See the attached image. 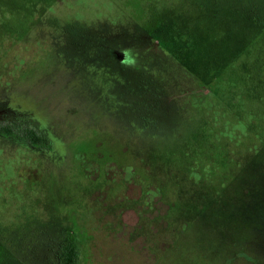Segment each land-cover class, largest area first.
Listing matches in <instances>:
<instances>
[{
    "label": "rangeland",
    "instance_id": "374dc122",
    "mask_svg": "<svg viewBox=\"0 0 264 264\" xmlns=\"http://www.w3.org/2000/svg\"><path fill=\"white\" fill-rule=\"evenodd\" d=\"M3 107L0 264H264V0H0Z\"/></svg>",
    "mask_w": 264,
    "mask_h": 264
},
{
    "label": "trees",
    "instance_id": "16d2710c",
    "mask_svg": "<svg viewBox=\"0 0 264 264\" xmlns=\"http://www.w3.org/2000/svg\"><path fill=\"white\" fill-rule=\"evenodd\" d=\"M5 134H10L11 131H0ZM29 141L35 145L42 147L47 146L49 141L43 135H38L35 131L24 132ZM58 237H54L51 248L52 264H79V243L75 234L70 229L63 228L58 232Z\"/></svg>",
    "mask_w": 264,
    "mask_h": 264
},
{
    "label": "flooded vegetation",
    "instance_id": "af4514ba",
    "mask_svg": "<svg viewBox=\"0 0 264 264\" xmlns=\"http://www.w3.org/2000/svg\"><path fill=\"white\" fill-rule=\"evenodd\" d=\"M1 110L2 111H0V131H11V133L5 134L0 132V138H3L5 143L7 142L12 145L19 146L24 145L30 148L31 150L37 149V146L33 145L24 133L25 131L33 130L29 127L24 126L25 124H23V122L27 120L24 118L23 121L20 120L22 118V114L13 108L3 107L1 108Z\"/></svg>",
    "mask_w": 264,
    "mask_h": 264
}]
</instances>
